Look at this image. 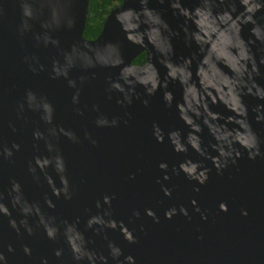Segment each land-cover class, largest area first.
I'll list each match as a JSON object with an SVG mask.
<instances>
[{
    "label": "water",
    "instance_id": "95a60500",
    "mask_svg": "<svg viewBox=\"0 0 264 264\" xmlns=\"http://www.w3.org/2000/svg\"><path fill=\"white\" fill-rule=\"evenodd\" d=\"M88 6L0 0V264H264V0Z\"/></svg>",
    "mask_w": 264,
    "mask_h": 264
},
{
    "label": "trees",
    "instance_id": "16d2710c",
    "mask_svg": "<svg viewBox=\"0 0 264 264\" xmlns=\"http://www.w3.org/2000/svg\"><path fill=\"white\" fill-rule=\"evenodd\" d=\"M122 0H89L88 6V20L84 36L86 39H96L103 28L104 22L110 12L119 6ZM146 60V53H141L135 60L134 64H144Z\"/></svg>",
    "mask_w": 264,
    "mask_h": 264
}]
</instances>
